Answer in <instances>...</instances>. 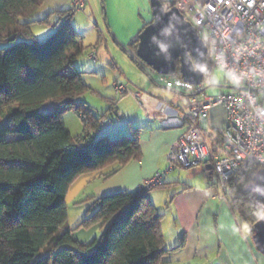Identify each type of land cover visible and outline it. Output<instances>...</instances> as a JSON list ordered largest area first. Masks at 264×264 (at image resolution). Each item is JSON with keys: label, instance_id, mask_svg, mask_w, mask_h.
Returning <instances> with one entry per match:
<instances>
[{"label": "trees", "instance_id": "obj_1", "mask_svg": "<svg viewBox=\"0 0 264 264\" xmlns=\"http://www.w3.org/2000/svg\"><path fill=\"white\" fill-rule=\"evenodd\" d=\"M45 1L0 0V42H8L0 46V118L7 122L0 133V264H162L184 238L165 245V214L148 193L119 189L92 196L94 205L80 224L99 221L104 232L91 242L63 229L71 183L85 172L111 176L139 158L140 137L138 129L118 137L99 133L116 99L99 117L80 99L90 86L75 63L86 51L72 23L75 9L50 12L56 15L54 32L45 41L35 37L34 13ZM51 14L38 21H48ZM138 41V36L131 41L135 50ZM53 101L51 109L45 107ZM69 111L83 121L76 136L61 119ZM219 136L218 142L221 131ZM261 169L259 163H246L229 182L228 195L252 232L264 217V197L247 186Z\"/></svg>", "mask_w": 264, "mask_h": 264}, {"label": "crops", "instance_id": "obj_2", "mask_svg": "<svg viewBox=\"0 0 264 264\" xmlns=\"http://www.w3.org/2000/svg\"><path fill=\"white\" fill-rule=\"evenodd\" d=\"M71 2L72 0H46L44 5L49 3L51 7L42 6L43 9L40 7L36 11H39V14L34 15L36 21L32 23V26L40 23L38 19L44 18L45 12L50 14L54 10L70 8ZM89 5L90 1L87 0V6ZM166 5L169 6V3ZM87 6L84 11L87 10ZM145 9L150 13L152 11L151 6L150 8L146 6ZM52 16L54 19L56 18L55 14ZM151 16L150 21H147L146 24L152 21L153 12ZM106 18L107 13L105 14ZM55 21L41 30L39 33L41 38L55 30ZM36 29L37 27L34 31ZM136 37V34H132L128 43L131 44V41ZM176 75L182 76L181 73ZM174 92L180 99L179 101L173 100L167 95L149 96L151 104L145 109L142 110L138 106L127 112L131 114L129 124L113 121L111 126H105L99 132L116 137L120 134L133 133L135 129H138L141 155L139 158L131 159L129 163L108 177L99 171H91L86 178L87 182H91L93 185L90 195L100 196L119 189L135 190L138 185L156 172H165L163 175L164 184L149 190L148 196L159 210L160 206H163L160 211L165 214L162 219L165 245L173 247L182 238H184V244L180 249L166 255L162 264H264V253L256 247L253 241L254 231H251L250 223L236 210L230 196L219 188L216 176L213 177L214 179L210 177V173L206 169L207 163H204V172L201 169H195L186 173L179 169L182 167L168 169L169 147L181 136L186 127L180 121L181 113L185 109L184 96L182 92L179 93L176 90ZM127 99L128 97H122L116 101L115 113L118 112V109L119 111L127 109L124 107ZM81 100L88 103L86 99ZM54 105L53 102H50L45 107L51 109ZM91 107L98 113V117L103 113L96 111L92 105ZM70 113H74L73 115L80 119L81 117L74 111L66 112L61 116L71 132L70 126H72L71 123L73 124L74 116ZM226 122V109L222 105H216L210 109L208 116L200 123L202 132L215 153L225 152V148L222 146L223 138L220 142L218 141L220 140L219 131L223 136ZM218 128H222V130ZM109 169L111 167L104 169L103 172ZM160 196L165 198L166 207L162 205Z\"/></svg>", "mask_w": 264, "mask_h": 264}, {"label": "built area", "instance_id": "obj_3", "mask_svg": "<svg viewBox=\"0 0 264 264\" xmlns=\"http://www.w3.org/2000/svg\"><path fill=\"white\" fill-rule=\"evenodd\" d=\"M173 5L205 40V66L222 68L238 88L207 94L205 78L195 85L176 74L171 75L174 78L160 74L166 86L182 92L185 100L180 121L186 127L169 147L168 169L211 163L219 188L227 193L230 179L244 164L256 162L264 166V0H173ZM86 6L87 0L71 2L75 10L84 11ZM96 57L93 50L88 54V58ZM115 90L118 96L131 93L141 107L151 104L145 92L129 90L119 80ZM216 105H222L227 112L222 154L213 151L200 126ZM103 123L108 125L110 120L105 118ZM164 173L156 172L135 191L148 193L162 185Z\"/></svg>", "mask_w": 264, "mask_h": 264}, {"label": "rangeland", "instance_id": "obj_4", "mask_svg": "<svg viewBox=\"0 0 264 264\" xmlns=\"http://www.w3.org/2000/svg\"><path fill=\"white\" fill-rule=\"evenodd\" d=\"M89 1L90 5L87 6L86 11L76 10L72 17L73 26L80 33V36L81 34L83 37L85 36V38L82 36L81 38L86 45V51L75 60V63L77 67L85 71V80L91 86L80 98L86 99L96 111L104 112L110 106V101L113 99L118 101L122 97H128L124 106L127 108L126 110L119 111L118 109L117 113L113 112L106 115V119L110 120L107 126H111L113 121L129 124L131 114L127 112L140 106L137 99L131 93L121 96L117 95L115 83L118 80L125 83L129 90H140L150 97L152 95H167V97L179 101L180 99L174 92L175 90L167 87L161 80L160 73L142 60L137 55L134 47L128 43L131 35L136 34L138 36L146 25V22L150 21L152 11L150 13L145 9L146 6L150 8V0ZM42 6H46L45 8L51 7L49 3ZM104 8L106 9L105 11ZM38 12L34 13V15ZM48 13L45 12L43 16L46 17L51 14ZM106 13L107 18L105 19ZM54 20L51 14L48 21H42L34 26L31 24L33 34L39 41H45L48 38L50 34L41 38L39 33L41 30H44V27L50 26ZM36 27L37 29L34 31ZM18 39L32 40L34 37L20 36ZM7 43L0 42V46L7 45ZM92 50L97 53V59L88 58V54ZM132 56L137 58L139 64ZM171 77L174 78L175 76ZM205 82L207 86L206 93L213 95L233 89L232 87L221 85H235L220 67L205 66ZM259 96L261 98L263 92H260ZM53 103L55 104L56 102L53 101ZM262 103L264 105V100ZM141 109L143 110L145 107H141ZM70 114L74 116L70 129L73 133L72 135L76 136L82 131V121L79 117L73 115L74 113ZM6 126V120L0 118V133ZM218 129L222 130V128ZM179 169L186 173L195 169H201L204 172V164ZM89 174L90 172H86L79 175L71 183L66 196L68 218L63 229H72L74 237L82 242H91L95 238H100L104 232V225L99 221L89 225L80 224L88 214V209L94 205V198L90 195L93 185L91 182H87L86 179ZM226 195H228V192ZM159 198L162 201V205H165V198L163 196ZM162 209L163 206H160V210Z\"/></svg>", "mask_w": 264, "mask_h": 264}, {"label": "water", "instance_id": "obj_5", "mask_svg": "<svg viewBox=\"0 0 264 264\" xmlns=\"http://www.w3.org/2000/svg\"><path fill=\"white\" fill-rule=\"evenodd\" d=\"M153 19L146 24L138 35L137 55L156 71L164 75L179 72L183 79L198 85L203 81L207 44L197 27L173 5V0H150ZM167 3L171 4L169 7ZM238 88L237 85H221ZM206 169L212 174V164ZM249 191H256L264 197V169L253 177L247 186ZM264 219V217L262 218ZM261 219V220H262ZM260 220V221H261ZM259 221V222H260ZM254 225L253 241L264 253V222Z\"/></svg>", "mask_w": 264, "mask_h": 264}, {"label": "snow or ice", "instance_id": "obj_6", "mask_svg": "<svg viewBox=\"0 0 264 264\" xmlns=\"http://www.w3.org/2000/svg\"><path fill=\"white\" fill-rule=\"evenodd\" d=\"M261 222H264V219H262L260 222H258V224H261ZM258 224H257V225H258Z\"/></svg>", "mask_w": 264, "mask_h": 264}, {"label": "flooded vegetation", "instance_id": "obj_7", "mask_svg": "<svg viewBox=\"0 0 264 264\" xmlns=\"http://www.w3.org/2000/svg\"><path fill=\"white\" fill-rule=\"evenodd\" d=\"M177 67H178V70H179V62H178V64H177Z\"/></svg>", "mask_w": 264, "mask_h": 264}]
</instances>
